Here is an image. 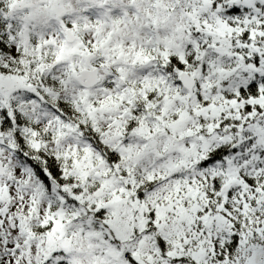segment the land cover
I'll return each instance as SVG.
<instances>
[{
    "label": "snow or ice",
    "instance_id": "obj_1",
    "mask_svg": "<svg viewBox=\"0 0 264 264\" xmlns=\"http://www.w3.org/2000/svg\"><path fill=\"white\" fill-rule=\"evenodd\" d=\"M0 264H264V0H0Z\"/></svg>",
    "mask_w": 264,
    "mask_h": 264
}]
</instances>
